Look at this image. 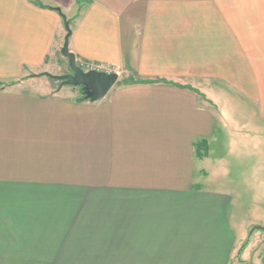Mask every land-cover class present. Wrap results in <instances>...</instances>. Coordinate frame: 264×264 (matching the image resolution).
Segmentation results:
<instances>
[{"label":"crops","instance_id":"crops-1","mask_svg":"<svg viewBox=\"0 0 264 264\" xmlns=\"http://www.w3.org/2000/svg\"><path fill=\"white\" fill-rule=\"evenodd\" d=\"M0 264H264V0H0Z\"/></svg>","mask_w":264,"mask_h":264},{"label":"water","instance_id":"water-1","mask_svg":"<svg viewBox=\"0 0 264 264\" xmlns=\"http://www.w3.org/2000/svg\"><path fill=\"white\" fill-rule=\"evenodd\" d=\"M61 15L66 35L64 37L63 45L60 49V53L68 61V67L71 71L69 74L64 75H52L47 72L38 74H31L30 77H47L51 80L57 81L59 86H72L81 89L86 99L90 102H96L103 97L116 85L118 82V74L111 72L106 73L102 71H87L84 72L77 64L75 55L69 52L68 43L71 36V30L66 18L62 15L59 9H56Z\"/></svg>","mask_w":264,"mask_h":264},{"label":"rangeland","instance_id":"rangeland-1","mask_svg":"<svg viewBox=\"0 0 264 264\" xmlns=\"http://www.w3.org/2000/svg\"><path fill=\"white\" fill-rule=\"evenodd\" d=\"M66 59V58H65ZM66 63V69L65 70V74H69L71 73L69 67H68V61L66 60L64 62V65ZM57 72L55 73H50V74H53V75H58V73L56 74ZM32 73H26L25 75H31ZM64 75V74H62ZM23 80L29 85V84H35L33 82H30L29 80H27V78H23ZM27 80V81H26ZM36 81H40V82H45V83H54V80H51L47 77H39V78H35ZM123 80H121L122 82ZM11 82H4L2 83L3 85H8L10 84ZM12 84V83H11ZM58 84V83H57ZM34 87H36L37 85H33ZM32 86V87H33ZM65 87L64 89H68V90H64V92H70L72 93L73 95H78L80 96V91L78 89V87H70V86H63ZM75 88V89H74ZM225 144L227 145L228 144V151L230 150L229 149V143L227 142V139L224 140ZM227 150V148H226ZM233 161H229V163L231 164V167L229 168V171L230 173H233L234 171L236 172V166L232 163ZM83 176H85V178H87L89 175L88 174H83ZM228 178H231L230 176H228ZM241 190V188H240ZM242 190H245L244 191V194L243 195H246L245 192H248L249 193V190L248 189H242ZM66 199L68 201L69 200H73V199H76L78 200V203L81 204L80 208H79V213H81L82 216H79L80 218L79 219H84V220H89L90 219V198H91V191L90 190H66Z\"/></svg>","mask_w":264,"mask_h":264},{"label":"trees","instance_id":"trees-1","mask_svg":"<svg viewBox=\"0 0 264 264\" xmlns=\"http://www.w3.org/2000/svg\"><path fill=\"white\" fill-rule=\"evenodd\" d=\"M143 81L141 80H126V81H122V82H117V84H124V85H128V84H135V83H141ZM80 90V101H88L86 99V97L84 96V94L82 93L81 89ZM195 154L198 158H203L205 156L206 153V143L204 141L195 143Z\"/></svg>","mask_w":264,"mask_h":264},{"label":"built area","instance_id":"built-area-1","mask_svg":"<svg viewBox=\"0 0 264 264\" xmlns=\"http://www.w3.org/2000/svg\"><path fill=\"white\" fill-rule=\"evenodd\" d=\"M84 72L87 71H102L106 73H111L112 71L109 70L107 66L101 65V64H93V63H79L77 64Z\"/></svg>","mask_w":264,"mask_h":264}]
</instances>
